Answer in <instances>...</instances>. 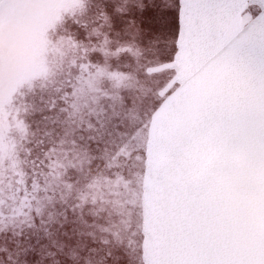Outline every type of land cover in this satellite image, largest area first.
I'll return each instance as SVG.
<instances>
[{"label":"snow or ice","instance_id":"6c2138e0","mask_svg":"<svg viewBox=\"0 0 264 264\" xmlns=\"http://www.w3.org/2000/svg\"><path fill=\"white\" fill-rule=\"evenodd\" d=\"M0 264H264V0H0Z\"/></svg>","mask_w":264,"mask_h":264}]
</instances>
